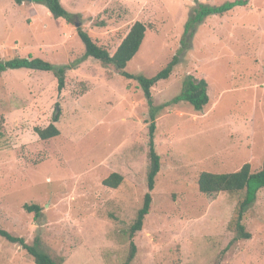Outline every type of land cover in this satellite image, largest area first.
Wrapping results in <instances>:
<instances>
[{
    "label": "rangeland",
    "instance_id": "374dc122",
    "mask_svg": "<svg viewBox=\"0 0 264 264\" xmlns=\"http://www.w3.org/2000/svg\"><path fill=\"white\" fill-rule=\"evenodd\" d=\"M196 1L226 0H61L78 16L74 24L55 19L40 0H0V60L72 65L85 52L77 28L113 55L140 21L145 39L125 71L153 77L177 55ZM247 1L236 18L199 25L170 78L151 90L163 107L191 75L208 82L210 101L201 112L179 102L158 114L161 170L130 264H264V189L242 222L252 238L235 240L244 192L209 196L198 188L202 172L249 163L255 173L264 162V0ZM57 87L49 72L0 74V228L29 245L37 238L64 264H123L128 229L149 192L150 106L137 81L93 58L67 71L63 91ZM56 111L60 135L40 140L35 129L47 128ZM113 173L123 177L117 189L103 184ZM25 204L42 208L38 221ZM0 264L35 263L0 237Z\"/></svg>",
    "mask_w": 264,
    "mask_h": 264
},
{
    "label": "trees",
    "instance_id": "16d2710c",
    "mask_svg": "<svg viewBox=\"0 0 264 264\" xmlns=\"http://www.w3.org/2000/svg\"><path fill=\"white\" fill-rule=\"evenodd\" d=\"M16 3L22 4L25 0H15ZM40 3L45 5L50 14L55 19L63 18L68 24H74L75 19L78 17L75 14L68 12L62 5L61 0H40ZM247 3L244 0H237L234 2H227L221 6H209L200 2H196L195 7L188 17L184 25V30L181 39V46L177 55L173 57L171 62L159 73L153 77H146L138 74L133 75L125 71L128 63L139 52L147 31L144 23L137 21L130 28L128 34L123 38L122 42L116 49L115 53L111 55L106 49L98 46L90 35L83 31L82 28H77L78 36L84 44L85 52L83 57L72 65L59 64L55 65L40 58H20L3 61L0 60V74L9 70H34L41 72H49L54 75L58 83V92L65 88V77L68 70L72 67L76 68L77 63L84 62L89 58H93L101 62L104 66H113L124 78L127 80H135L138 82L139 87L143 90L147 102L150 106V125H149V159L150 168L147 177L149 192L145 195L142 208L138 211L136 219L128 229L130 238V252L127 260L123 264H130L135 258L137 247L133 238L138 232L143 230L144 222L150 212L152 205L151 192L155 188L156 177L161 170V158L156 152L155 148V132L157 128L156 120L158 114L165 106L177 104L179 102H186L192 106L195 111L201 112L209 103L210 98L208 95V82L205 79H197L194 76L188 75L183 82L182 92L179 96L173 99L163 107H156L153 103L152 88L158 82L168 80L174 69L179 64V57L184 55L191 47L192 40L199 25L213 15L224 16L237 6H245ZM60 119V112L56 111L52 123L45 129L36 128L35 132L39 139L48 141L60 135V130L55 125ZM123 181V177L118 173L111 174L103 181L106 187L117 189ZM198 188L202 194L216 195L220 193L237 194L244 192V198L238 205V212L235 221L237 229V236L235 240L243 239L249 240L252 238L251 234L246 232L243 225V218L247 210L255 203L257 193L259 190L264 189V162L261 170L258 172H251V165L244 164L242 168L232 173L216 174L211 172H202L198 178ZM24 209L29 214H34L35 221H38L42 208L39 205L25 204ZM0 237L4 238L11 244H18L32 257L35 264H64L63 257H51L50 255L42 252L39 249L40 241L36 238L32 245H29L24 238L17 237L8 231L0 228Z\"/></svg>",
    "mask_w": 264,
    "mask_h": 264
},
{
    "label": "crops",
    "instance_id": "0c3cea01",
    "mask_svg": "<svg viewBox=\"0 0 264 264\" xmlns=\"http://www.w3.org/2000/svg\"><path fill=\"white\" fill-rule=\"evenodd\" d=\"M234 1H237V0H226V1H224V2H222L221 4H215V5H209V6H221L222 4H225V3H227V2H234ZM244 1H246V5L245 6H237V7H235L234 9H232L231 11H229L228 13H226L224 16H222L221 18H228V17H232L233 16V18H236L235 16L237 15V14H239L238 12H236V11H239L240 10V8L239 7H243L242 8V10H240V13H242L243 11H246L247 9H249V8H247V6H248V1L247 0H244ZM196 2H198V1H196ZM200 2V1H199ZM206 3H207V1H205ZM205 2H203V4H206ZM201 3V2H200ZM206 5H208V4H206ZM182 10V9H181ZM187 10V9H186ZM183 11V10H182ZM184 11H185V8H184ZM183 11V12H184ZM236 12V13H235ZM50 13V12H49ZM213 16H216V15H213ZM217 18V17H216ZM207 19H209V18H207ZM233 34V33H231V32H228V34ZM235 36V35H234Z\"/></svg>",
    "mask_w": 264,
    "mask_h": 264
},
{
    "label": "water",
    "instance_id": "95a60500",
    "mask_svg": "<svg viewBox=\"0 0 264 264\" xmlns=\"http://www.w3.org/2000/svg\"><path fill=\"white\" fill-rule=\"evenodd\" d=\"M76 27H78V26H76Z\"/></svg>",
    "mask_w": 264,
    "mask_h": 264
}]
</instances>
